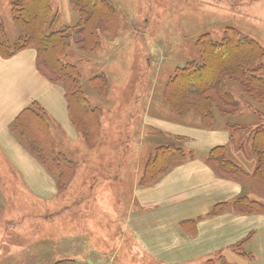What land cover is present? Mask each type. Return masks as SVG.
Returning a JSON list of instances; mask_svg holds the SVG:
<instances>
[{
	"label": "rangeland",
	"instance_id": "1",
	"mask_svg": "<svg viewBox=\"0 0 264 264\" xmlns=\"http://www.w3.org/2000/svg\"><path fill=\"white\" fill-rule=\"evenodd\" d=\"M51 1L44 28L53 40L51 55L38 56L33 46L19 49L20 43L11 57L0 56V264H142L145 256L133 246L137 238L130 229L142 209L139 193L193 161L264 205V182L253 176L252 146L254 130L264 126V104L248 109L241 88L227 81L238 110L229 116L215 111L208 127L190 106L197 96L190 91L199 86L193 83L186 95L178 93L183 83H172L189 63L200 64L196 40L208 36L211 44L225 45L229 29L259 47L264 77V0H83L82 26L72 0ZM30 26V35L39 31ZM78 26L84 27L81 34ZM0 27V41L12 49L27 38L25 26L13 21L10 0H0ZM66 35L69 41L63 40ZM58 44L66 48L65 56ZM25 54L34 58L33 77L21 61ZM60 66L74 69L75 92L68 94L62 79L65 72L74 73ZM45 85L47 95L41 92ZM27 97V105L8 121L10 103ZM171 145L184 156L169 163L162 159L160 173L144 178L157 148ZM216 148L240 162L243 174L229 176L219 169L208 158ZM230 203L207 218H264L235 211ZM257 234L250 237L255 240L251 252L248 244L242 251L264 264V230ZM234 253L209 260L255 264ZM150 260L144 264L160 263Z\"/></svg>",
	"mask_w": 264,
	"mask_h": 264
},
{
	"label": "trees",
	"instance_id": "2",
	"mask_svg": "<svg viewBox=\"0 0 264 264\" xmlns=\"http://www.w3.org/2000/svg\"><path fill=\"white\" fill-rule=\"evenodd\" d=\"M72 2L74 8L79 11L81 18L83 19L81 22L82 26L84 23V18L87 15L83 0H72ZM51 3V0H37L36 3L35 0H10L13 21L17 27H21L22 25L25 26L24 30H26L27 38L18 40L13 49L9 47L7 43H5V40L0 41L1 57H11L14 52L18 51L16 47L20 43L22 45L19 46V49L26 46H33L36 48L38 56L42 55L45 58V54L48 53L51 55L49 52L53 48H49V45L53 42V40L47 39V36H45L44 33V28L49 21ZM108 11L109 13L112 12L109 9ZM31 23H36V28L30 26ZM29 26L33 30L39 29V31L34 35H30L27 31ZM78 28L79 34H81L84 31V27L78 26ZM71 31L72 30H67L66 33ZM227 34L228 38L227 41H225V45L222 43L218 45L211 44L208 40V36H201L198 40H196L195 48L199 55L200 64L197 65L195 63H189L183 70H180L172 80V83H183V89L179 90L178 93L187 92L186 95H189L188 90H190V87L193 85V83L194 85L199 86L196 88L197 90L195 92L190 91V93H194L195 95L197 94L194 101H191L190 106L193 108L194 112L197 113H195V115L199 116L202 123L205 125L210 124L208 127L212 126L213 124L215 111L222 113L223 116H229L234 115V113L238 110V103L232 99V94L226 90L227 81L235 82L241 88L246 99L243 104L248 109L252 107V104H264V77L261 75L263 71L261 65L262 53L259 47L252 41L240 36L237 31L229 29ZM91 36L92 33L87 31V37ZM50 37H59L61 38L59 39V42H62V36L54 35ZM33 38H36V40ZM69 39L70 38L68 35L63 38L64 41H69ZM76 42L79 44L78 40ZM57 47H59L58 49L60 54L63 55V52L66 48H64L61 44H58ZM82 47L84 46L82 45ZM65 54L66 51L64 52V56ZM61 68L65 69V71H72L73 73L75 72L70 66H63ZM65 73L62 75V79H65L64 88L67 89L68 94L70 92H75V90L72 89L74 87L79 88L78 82H76V80H78V76L75 75V73L74 75ZM209 90H213L215 94L217 92L218 98H215L216 100L214 99V96L209 94ZM177 101L178 99H176L173 107L176 106ZM81 105L82 107L85 106L83 98ZM252 146L256 155V169L253 173V176L257 180L264 182V126L257 127L254 130ZM162 151L165 155L161 154ZM168 156L171 158L169 159ZM180 156H184V153L182 149L175 145H171L170 147H158L157 155L152 161L148 163L144 176L146 174V176L152 177V175L155 176L156 173L159 174L160 171L158 170L159 168H162V159H165V162L169 163L173 157H175L173 159H177ZM208 158L213 159L217 163L218 168L224 173L229 174V176L237 177L239 174H243V171L237 164H234L224 157V148H216L211 150L209 152ZM146 176L144 178H147ZM230 204L235 211L246 210L249 214H260L264 216V205L257 201L250 200L247 197H238ZM227 205L229 204L225 203L216 206L211 211L210 215L220 212ZM249 239L250 236L244 239L235 248L236 252L240 256L251 259L252 256H250L249 253H244L242 251V247L249 241ZM56 264L71 263L59 261ZM205 264L227 263H215L209 260Z\"/></svg>",
	"mask_w": 264,
	"mask_h": 264
},
{
	"label": "crops",
	"instance_id": "3",
	"mask_svg": "<svg viewBox=\"0 0 264 264\" xmlns=\"http://www.w3.org/2000/svg\"><path fill=\"white\" fill-rule=\"evenodd\" d=\"M21 61L33 77L34 58L25 54ZM8 75L12 76V73ZM36 86L42 89L38 83ZM46 86L41 92L47 95L50 88ZM27 103L28 97L11 102L13 115L8 121ZM46 103L49 105L50 99ZM237 165L242 167L240 162ZM241 191L238 184L219 179L205 163L193 161L172 171L156 187L139 193L142 209L130 229L137 238L133 246L136 245L145 256L142 264L150 259L159 264H195L213 256L224 259L234 256L238 244L264 230V218L234 214L207 217L216 206L241 196ZM253 243L255 240L252 239L246 243L250 252ZM252 260L257 264L259 258L252 257Z\"/></svg>",
	"mask_w": 264,
	"mask_h": 264
}]
</instances>
